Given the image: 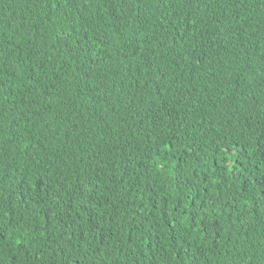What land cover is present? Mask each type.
Wrapping results in <instances>:
<instances>
[{"label": "trees", "instance_id": "trees-1", "mask_svg": "<svg viewBox=\"0 0 264 264\" xmlns=\"http://www.w3.org/2000/svg\"><path fill=\"white\" fill-rule=\"evenodd\" d=\"M0 264H264V0H0Z\"/></svg>", "mask_w": 264, "mask_h": 264}]
</instances>
